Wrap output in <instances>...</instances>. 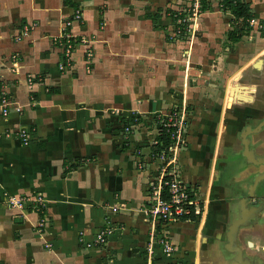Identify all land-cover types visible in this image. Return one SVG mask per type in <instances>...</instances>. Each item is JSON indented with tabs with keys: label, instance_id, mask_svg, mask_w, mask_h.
<instances>
[{
	"label": "crops",
	"instance_id": "obj_1",
	"mask_svg": "<svg viewBox=\"0 0 264 264\" xmlns=\"http://www.w3.org/2000/svg\"><path fill=\"white\" fill-rule=\"evenodd\" d=\"M246 1L251 3L255 22L264 21V0ZM140 3L0 0V104L5 100L10 103L9 114L0 115V264H167L171 256L166 258L154 242L155 231L162 232V228L145 212L150 183L157 176L156 162L148 155L153 132L142 129L127 137L122 127L132 114L147 122L177 104H192L197 109L189 130V148L181 154L180 177L191 184L200 182L208 187V193L199 222L182 221L172 226L177 251L171 260L183 257L186 250L200 259L199 241H187L186 228L194 229L207 242L202 235L211 200L212 206H217L207 215L210 235L212 226L218 225L216 216L225 214L226 201L238 199L226 232L219 237L215 232L212 235L218 242L223 233L226 242L228 239L222 251L228 254L229 262L234 260L227 245L235 215L244 219L257 209V216L249 221L256 224L263 196L260 205L258 201L253 206L252 201L264 179L254 184L262 174L255 171L259 165L245 156L244 134L264 121L262 109L251 113L249 108L262 105L257 97L260 85L253 74L264 71V35L253 29L238 43H223L230 48H223L213 66L205 61L193 63L192 58L193 64L184 65L180 42L153 34L152 21ZM145 3L150 5L148 0ZM76 11H81L82 21L73 19ZM226 14L230 26L232 16ZM66 20L73 21L67 31L89 43H80L72 66L60 71L63 51L55 38L62 34ZM247 38L250 43H245ZM87 47L93 54L90 71L86 68ZM258 60L262 61L259 70L255 67ZM238 73L237 82L255 86L256 92L252 102H235L227 108L230 80ZM249 116L253 117L250 121ZM205 118L216 129L208 177L198 168L199 163L191 161L193 149L202 150L203 155L209 151L210 125L202 126ZM22 130L28 133L27 145L18 134ZM259 132H248L245 137L256 157L251 134ZM226 135L228 147L242 156L245 166L252 167V182L244 190L251 191V203L246 197H236L243 190L235 182H223L215 188L221 181H216L219 171L215 159ZM38 194L46 207L41 212L34 210L37 204H27L21 210L6 203L12 197L34 199ZM242 199L248 203L240 204ZM41 218L47 222L37 227ZM249 222L239 225L236 246L238 239L244 241L249 234L241 232ZM106 227L112 228V234L106 244H97L99 232ZM214 242L209 247L211 254L219 249Z\"/></svg>",
	"mask_w": 264,
	"mask_h": 264
},
{
	"label": "rangeland",
	"instance_id": "obj_2",
	"mask_svg": "<svg viewBox=\"0 0 264 264\" xmlns=\"http://www.w3.org/2000/svg\"><path fill=\"white\" fill-rule=\"evenodd\" d=\"M141 1L139 4L142 6L141 10H143L145 16L147 19H150L152 21L151 23V28L154 29L152 32L153 34L161 36L168 40L169 42H180L177 43L179 44L178 50L180 51L179 56L183 58L184 60V65L187 64L191 65L195 62L201 63L205 61V65H212L215 64V61H217L220 57L219 54L223 55V48H230L229 46H226V44L230 45L228 42V38H226V33L230 29L229 26V17L227 16L226 13H223L221 10H219V4L218 0H213L211 2L212 4V10L209 15L201 13V5H200V0H148L150 5H143L145 0H136ZM144 1V2H142ZM152 1V2H151ZM138 5V4H137ZM138 12V11H137ZM173 14L179 16V22L174 24L172 20ZM203 14V15H202ZM139 15V14H138ZM182 15V16H181ZM261 23L264 24V21H257L256 23ZM258 30L262 35H264V31L259 29L258 27L256 28L254 26V30ZM256 30V31H257ZM257 36V35H256ZM245 43H250L248 38L244 40ZM226 43V44H223ZM232 47V46H231ZM190 50V55L186 57L187 51ZM195 50V51H194ZM194 51V53L192 52ZM222 57V56H221ZM192 58V61H191ZM258 69V68H256ZM256 78L254 80L256 83H258L259 89L257 93L258 97V102H261L262 105H253L249 106L251 113H254L256 110L262 109V114L261 118L264 119V71L260 75L254 73L253 74ZM238 75H235L231 80L230 84L228 87L229 90H233L232 86L234 84V81L237 82V77ZM254 78V77H253ZM247 80V79H246ZM247 81H250L249 78ZM233 83V84H232ZM238 84V83H236ZM235 85V84H234ZM219 95V94H218ZM224 96V95H223ZM218 97V96H217ZM220 97V95H219ZM226 107V104H225ZM196 107L194 105L190 104H177L173 105L167 113H160L152 116V121L149 120L145 122L142 120L141 117L138 115L132 114L134 117L138 118V122L134 126V131H140L142 129L148 130L150 132H153V136L151 135V138L149 139V148L148 150V155L152 159V161L155 160L156 165H157V176L160 175V170L159 168L161 167V162L157 161L154 158V150L153 147L155 146V141L156 137L159 134L160 131V125L163 121L164 118H167L166 116H173L176 117L178 120V124L181 127V139H180V144L174 146L171 151L173 150V153H175L176 157V164L174 165L178 171V174L181 171V154L189 148V130L192 126V123L195 121V116H196ZM254 115V114H253ZM255 116V115H254ZM251 118V116L248 117V120ZM253 119V117L251 118ZM250 121V120H249ZM258 121L254 122V125L257 124ZM210 125V138L207 140L210 142L209 146V151L207 150L205 155L202 154V150H195L193 149L192 151L194 152V157H190L192 164H198V168L201 169L202 174L205 173L206 177H208L209 171L211 169L212 163H213V158H214V145L216 142V137H212L216 134V129L212 128L211 123L209 122L208 118L202 119V126L207 128V125ZM213 124V123H212ZM252 124V123H251ZM253 125V124H252ZM19 134V133H18ZM227 138L228 136L226 135L221 143V149L218 150V153L216 155V169H218V177L216 181H220V183H216L217 188L221 183L223 182H228L231 181L235 182L236 184L242 185L241 188L243 191L240 192V194L236 195L244 198L246 197L249 199L248 194L250 191H244L247 187V184L252 182V175H251V170L250 166H245L244 159L240 154H234V152L228 147L227 143ZM252 138V143L251 147L257 152L256 154L258 156H264V127L263 129L258 133V134H251ZM23 142V141H22ZM236 148V147H234ZM157 155V154H156ZM198 156V157H197ZM245 164V165H244ZM255 171L260 174L261 172L264 173V165H259L255 168ZM180 175V174H179ZM187 184V181H184ZM197 191L198 198L201 204L202 212L204 214L205 209H206V197L208 190L205 185L203 187V184L200 182H195L192 183ZM227 192V190H225ZM248 192V194H247ZM256 194L254 196V201H252V205L255 206L258 204V201H260V197L263 196V205H262V211L257 217V220H255L256 224H252V222H249L250 225L245 226L242 228L241 232L248 231L249 234L247 237H243L244 241H240L238 239L237 241V246L239 248H243L244 256L250 260L254 264H264V180L261 181L258 186L256 187ZM218 196H224L225 195H220L219 193L217 194ZM230 195V194H229ZM228 196V195H227ZM238 197V198H239ZM238 201L237 198L231 199V201H226V203L223 206V209L225 211V214L222 216L218 217L216 216V224L218 222V225H213V232L212 235H214V232L217 234V236H221V232H226L228 225L231 223V220L233 217V204H235ZM247 202V201H246ZM248 203V202H247ZM249 203H251V199H249ZM203 205V206H202ZM247 205V204H246ZM217 205L212 206V200L209 204V210L206 214V220H205V225L203 228L205 229L203 233L202 238H206L207 242H203L201 240V237H198L197 234H195L194 229H191L190 227L186 228L187 231V241H192V243H195V240L199 241V247H201V252H200V259L198 260L195 256V253L191 252V250H186V253L183 255V257H174L173 260H171L173 255L175 256L176 254V246H174V237H173V232L171 230L172 226H175L177 224H180L181 222H176L168 225L165 228H162L161 231H155L154 235V242H157V244L161 247L162 249V254L167 258L166 262L167 264H238L234 260L232 262H229L228 254L226 252H223L222 250H226L224 248L226 242V237L224 236V233L222 234L223 238L218 242V238H214L212 235L209 234V228L211 226L207 227L208 225V219L207 215L214 209ZM250 204L248 208L250 209ZM42 210L46 208L44 205ZM204 208V211H203ZM211 208V209H210ZM45 210V209H44ZM203 217V216H202ZM47 222V221H46ZM207 223V224H206ZM254 225V226H253ZM206 226V227H205ZM214 227L215 230H214ZM198 228V226L196 227ZM256 230V232H255ZM260 231V232H259ZM210 235V240L208 241ZM167 240L172 242L173 244V251L170 253V255L164 251L163 246L161 244V240ZM215 241L217 246L216 248H219L217 250V253L211 254V251H209V247L215 245ZM241 246V247H240ZM215 248V246H214ZM215 248V249H216ZM149 252V251H147ZM213 252V251H212ZM185 257L188 258L186 259V263H184L183 260H185ZM195 257V259H194ZM216 257L217 259H215ZM225 258V259H224ZM181 262L176 260H180ZM175 260V261H174ZM169 261V262H168ZM172 261V262H170Z\"/></svg>",
	"mask_w": 264,
	"mask_h": 264
},
{
	"label": "built area",
	"instance_id": "obj_3",
	"mask_svg": "<svg viewBox=\"0 0 264 264\" xmlns=\"http://www.w3.org/2000/svg\"><path fill=\"white\" fill-rule=\"evenodd\" d=\"M73 19L75 21H82L81 11H76ZM72 23V20H66L62 34L55 38L57 45L60 46L63 51V60L59 64L60 71H65L72 66V56L80 43L85 45L89 43L88 40L78 38V36L67 31ZM251 26L253 29L255 26L264 31V24L259 22L256 23L255 20L251 22ZM92 56L91 49L87 47L85 58L88 64L86 67L88 71L91 69L90 63ZM30 81H33L32 77H30ZM9 107L10 103L6 100L0 104V115L2 117H6L9 114ZM166 117L167 118H164L160 125V131L165 130L170 134L173 143L170 147L169 155H165L164 153L154 155V158L161 162V167L159 168L160 175L156 176L150 183L148 205L145 210L146 215L149 216L154 225L160 226L161 228H165L172 223L189 221V218L193 214H202L201 204L195 187L184 182L174 166L176 164V157L171 149L180 144L181 127L176 117ZM137 122L138 118L133 116L131 122L127 120L126 124L123 125L122 131L127 137L133 134L134 126ZM19 136L24 144L27 145L29 143V136L26 131H20ZM157 144L158 142L155 141V145ZM6 203L12 209L22 210L29 204H37V206L34 207L35 211L41 212L44 210L40 208L43 207L44 204L41 194L36 195L34 199L12 197ZM45 222L46 219L41 218L37 227H43ZM111 234L112 228L106 227L99 232L96 243L100 245L106 244ZM161 244L164 251L170 255L173 251L172 242L163 239L161 240Z\"/></svg>",
	"mask_w": 264,
	"mask_h": 264
},
{
	"label": "trees",
	"instance_id": "obj_4",
	"mask_svg": "<svg viewBox=\"0 0 264 264\" xmlns=\"http://www.w3.org/2000/svg\"><path fill=\"white\" fill-rule=\"evenodd\" d=\"M213 0H200L201 13L210 12L212 8ZM219 10L224 13H229L232 16L230 21L231 29L227 32V38L231 43L240 42L243 37L249 35L253 30L251 22L255 18V13L251 7V3L246 0H218ZM182 16V15H181ZM178 14H173L172 20L176 24L179 22ZM133 117L130 118L129 122ZM157 145L153 147V154H162L169 155L170 147L172 146L171 135L168 134L165 130L160 131L156 137ZM202 214L196 215L193 214L190 218V222H199V219ZM186 220V219H185Z\"/></svg>",
	"mask_w": 264,
	"mask_h": 264
},
{
	"label": "water",
	"instance_id": "obj_5",
	"mask_svg": "<svg viewBox=\"0 0 264 264\" xmlns=\"http://www.w3.org/2000/svg\"><path fill=\"white\" fill-rule=\"evenodd\" d=\"M232 93H233V90L231 91V94ZM259 126L262 128L264 126V121ZM254 130H256V129H253V132H254ZM248 132L250 133L252 131H248ZM244 138H245V135H244ZM246 140H247V142L244 139V145H245V150H246L245 151V156L248 158V160L251 163L258 164V165H260V164L264 165V157L257 156L258 159H256V160L250 159L248 157V155H247L248 153L247 152H249V154H251V152H253V151L249 150V145H248L249 144V140L248 139H246ZM256 179L257 178H255V181H256ZM255 181H254V184L256 183ZM254 184L252 186H254ZM256 185H257V183H256ZM246 201H247V199H242L240 201V204L243 205V204H245ZM251 218H253V217H251ZM251 218L247 217V218L241 219L240 217H237L235 215V217H234V219L232 221V224L230 226V231H229V234H228L229 243L227 245V248L233 253V258H235V261L238 262L239 264H251L247 260H244L245 258H243L244 256L242 257V250L238 246L235 245V236H236V233L238 231L239 225H244L247 222V220L249 222L251 220Z\"/></svg>",
	"mask_w": 264,
	"mask_h": 264
},
{
	"label": "flooded vegetation",
	"instance_id": "obj_6",
	"mask_svg": "<svg viewBox=\"0 0 264 264\" xmlns=\"http://www.w3.org/2000/svg\"><path fill=\"white\" fill-rule=\"evenodd\" d=\"M261 62V63H260ZM260 65V66H259ZM262 66V61L261 60H258L257 62H255V67L258 68V70L261 68ZM238 76L235 77L237 78L236 80L239 79V73L237 74ZM238 83V82H237ZM232 89H233V93L231 95V98H234V99H231L229 100V102L226 104V107L227 108H232L233 104L235 102L237 103H244V102H252L253 100V95L255 94L256 92V87L255 86H245V85H241L240 83L238 84H233L232 86ZM232 90H230L231 92ZM235 94V96H234ZM226 101V100H225ZM232 104V105H231ZM245 141H246V138H244ZM260 174H264V173H260ZM259 175V174H258ZM248 191V190H247ZM251 192V191H250ZM248 194V192H247ZM261 200V199H260ZM261 201H259V205H260ZM261 207V206H260ZM206 241V239H205ZM233 257V256H232ZM234 259V258H233Z\"/></svg>",
	"mask_w": 264,
	"mask_h": 264
},
{
	"label": "bare ground",
	"instance_id": "obj_7",
	"mask_svg": "<svg viewBox=\"0 0 264 264\" xmlns=\"http://www.w3.org/2000/svg\"><path fill=\"white\" fill-rule=\"evenodd\" d=\"M261 63V62H260ZM260 66V65H259ZM231 92H230V90L228 91V94H227V96H226V101H225V104H227L228 102H229V100H231V99H234V98H231ZM234 96H235V94H234ZM232 105V104H231ZM260 129H261V127L260 126H258V128H256V130H254V132H259L260 131ZM248 131H252L253 132V129L252 128H249V129H247ZM247 131V132H248ZM246 134L247 133H245L244 135H245V137H246ZM246 142H247V140H246ZM248 154V157L250 158V159H253V160H256V159H258L256 156H254L253 154H252V152H251V154H249V152H247ZM257 179H256V183L257 182H259L260 180H263L264 179V174H262V175H259V176H257L256 177ZM245 210H247V209H245ZM255 211H257V209H255V210H253V212H252V214L254 215H251L249 218H251V217H256L257 216V212H255ZM246 217H248V216H246ZM242 257H243V254H242ZM243 258H245L244 260H247L248 262H249V260L246 258V257H243ZM234 260H235V258H234Z\"/></svg>",
	"mask_w": 264,
	"mask_h": 264
}]
</instances>
